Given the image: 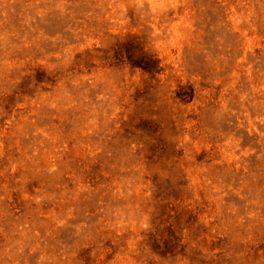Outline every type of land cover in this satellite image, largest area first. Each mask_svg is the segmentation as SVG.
Segmentation results:
<instances>
[{
	"label": "rangeland",
	"instance_id": "374dc122",
	"mask_svg": "<svg viewBox=\"0 0 264 264\" xmlns=\"http://www.w3.org/2000/svg\"><path fill=\"white\" fill-rule=\"evenodd\" d=\"M0 264H264V0H0Z\"/></svg>",
	"mask_w": 264,
	"mask_h": 264
}]
</instances>
